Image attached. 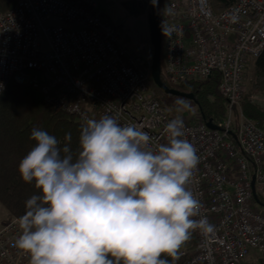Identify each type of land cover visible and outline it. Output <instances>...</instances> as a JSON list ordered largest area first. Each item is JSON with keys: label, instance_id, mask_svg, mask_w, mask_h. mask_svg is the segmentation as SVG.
Segmentation results:
<instances>
[{"label": "built area", "instance_id": "built-area-1", "mask_svg": "<svg viewBox=\"0 0 264 264\" xmlns=\"http://www.w3.org/2000/svg\"><path fill=\"white\" fill-rule=\"evenodd\" d=\"M160 2L168 30L162 74L172 85L221 74L228 113L213 122L217 130L199 115L187 118L161 106L152 60L142 65L97 0H18L0 12V97L11 82L32 86L54 111L83 124L107 114L140 126L152 138L149 147L167 142L164 128L180 115L184 138L200 158L190 188L215 230L194 232L170 264H242L254 254L264 262V210L252 187L254 180L256 194L264 196V129L240 111L233 140L247 67L264 51V0H236L221 13L209 0ZM250 99L264 107V96ZM19 234L16 217L0 227V264H29L14 246Z\"/></svg>", "mask_w": 264, "mask_h": 264}, {"label": "clouds", "instance_id": "clouds-1", "mask_svg": "<svg viewBox=\"0 0 264 264\" xmlns=\"http://www.w3.org/2000/svg\"><path fill=\"white\" fill-rule=\"evenodd\" d=\"M175 104L177 113L190 109L184 98ZM164 132L167 142L149 147L148 132L106 114L81 127L74 153L70 133L61 145L32 128L18 171L41 194L17 218L15 248L29 264H169L194 232L213 233L190 188L200 158L182 117Z\"/></svg>", "mask_w": 264, "mask_h": 264}, {"label": "trees", "instance_id": "trees-1", "mask_svg": "<svg viewBox=\"0 0 264 264\" xmlns=\"http://www.w3.org/2000/svg\"><path fill=\"white\" fill-rule=\"evenodd\" d=\"M235 1L209 0V3L215 13H221ZM16 4L17 0H0V12L10 11ZM151 6L150 13L154 10L161 22L160 0H157L155 5L152 0ZM121 35L126 45L129 46L132 43V37L123 31H121ZM161 69L163 71V60H161ZM254 71L251 89L245 94L240 107L235 108L234 111L236 120L233 123L235 131L233 140H236L234 134L239 128L240 111L247 119L264 129V107L250 99L254 94L264 96V51L255 59ZM162 80L168 88L175 89L181 94L194 96L193 103L197 107L201 120L205 122L212 120L217 123L227 117L228 102L219 89L222 80L220 73L214 72L211 77L205 80L184 81L176 85L169 84L163 75ZM159 91L162 93L160 104L163 108L168 105L166 99L176 100L178 98ZM185 100L190 102L188 99ZM83 125L75 116L54 111L45 102L39 89L10 83L0 97V205L8 212L9 217L18 218L25 214V202L31 196L41 194L35 188L34 182L33 184L25 183L18 171L21 159L34 146V142L30 140L32 128H41L49 134L55 135L61 145L65 143V135L70 133L68 143L75 153ZM254 200L259 209L264 210V196L257 195ZM165 258L169 260L170 264L172 258Z\"/></svg>", "mask_w": 264, "mask_h": 264}, {"label": "rangeland", "instance_id": "rangeland-1", "mask_svg": "<svg viewBox=\"0 0 264 264\" xmlns=\"http://www.w3.org/2000/svg\"><path fill=\"white\" fill-rule=\"evenodd\" d=\"M100 3L102 13L111 22L120 27L121 31L132 37L129 49L138 57L142 65L152 60L153 46L151 44L148 17L150 15L152 0H97ZM254 61H251L246 71V91L251 89V82L254 80ZM168 105L167 112L176 111V100L166 99ZM172 104L175 107H171ZM190 109L185 110V115L197 117V107L193 101L189 102ZM8 212L0 205V227L7 222ZM242 264H264L258 254L243 261Z\"/></svg>", "mask_w": 264, "mask_h": 264}, {"label": "water", "instance_id": "water-1", "mask_svg": "<svg viewBox=\"0 0 264 264\" xmlns=\"http://www.w3.org/2000/svg\"><path fill=\"white\" fill-rule=\"evenodd\" d=\"M160 18L154 10L150 13L148 17V26L150 30L151 44L153 46V56H152V67L151 74L154 81V84L159 90L169 96L181 97L193 101L194 96L191 94H181L175 89H170L162 80V69H161V60H162V32L160 25ZM207 126L212 130H217L218 127L213 123L212 120L206 122ZM235 138V137H234ZM254 197H257L255 191V182H252Z\"/></svg>", "mask_w": 264, "mask_h": 264}, {"label": "bare ground", "instance_id": "bare-ground-1", "mask_svg": "<svg viewBox=\"0 0 264 264\" xmlns=\"http://www.w3.org/2000/svg\"><path fill=\"white\" fill-rule=\"evenodd\" d=\"M99 3V2H98ZM100 4V3H99ZM212 8V7H211ZM108 18V17H107ZM109 19V18H108ZM110 20V19H109ZM111 21V20H110ZM160 25H161V32H162V41H163V31H162V23H160ZM163 74H161V76H162ZM164 77V76H163ZM153 83H154V81H153ZM154 87L156 88V89H158L157 88V86L154 84Z\"/></svg>", "mask_w": 264, "mask_h": 264}, {"label": "crops", "instance_id": "crops-1", "mask_svg": "<svg viewBox=\"0 0 264 264\" xmlns=\"http://www.w3.org/2000/svg\"><path fill=\"white\" fill-rule=\"evenodd\" d=\"M18 1V0H17ZM253 61H255V60H253ZM161 96H162V93H161ZM191 101V100H190ZM198 113V115H199V112H197ZM228 113V112H227ZM181 116H185V117H187V118H194V117H189L188 115H185V113L184 112H182V113H179Z\"/></svg>", "mask_w": 264, "mask_h": 264}]
</instances>
